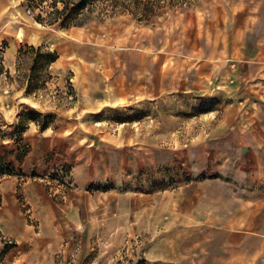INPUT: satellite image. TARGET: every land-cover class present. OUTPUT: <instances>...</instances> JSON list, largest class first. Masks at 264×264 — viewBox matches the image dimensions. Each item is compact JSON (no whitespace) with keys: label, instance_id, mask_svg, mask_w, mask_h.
I'll return each instance as SVG.
<instances>
[{"label":"rangeland","instance_id":"1","mask_svg":"<svg viewBox=\"0 0 264 264\" xmlns=\"http://www.w3.org/2000/svg\"><path fill=\"white\" fill-rule=\"evenodd\" d=\"M50 3L0 0V264H264V0Z\"/></svg>","mask_w":264,"mask_h":264},{"label":"trees","instance_id":"2","mask_svg":"<svg viewBox=\"0 0 264 264\" xmlns=\"http://www.w3.org/2000/svg\"><path fill=\"white\" fill-rule=\"evenodd\" d=\"M35 1L44 4L49 0ZM129 1L131 2V0ZM99 2L100 0H51L49 6L50 10L48 11L46 17L44 18L40 15L38 21L41 24L48 25H53L62 21V26L65 28L72 26H84L87 21H89L90 9L96 6ZM31 49L35 50L36 48L33 47Z\"/></svg>","mask_w":264,"mask_h":264},{"label":"crops","instance_id":"3","mask_svg":"<svg viewBox=\"0 0 264 264\" xmlns=\"http://www.w3.org/2000/svg\"><path fill=\"white\" fill-rule=\"evenodd\" d=\"M262 53V55H261ZM248 57H246V59L244 58V60H240V63H242L243 65H236V67L239 68H233L231 69L232 73L237 72L241 78V82H245V84L248 85H257L258 81H261L260 79L257 81L258 77L254 76L256 75L255 72L258 71L260 72L261 70H263L264 68H258L260 67L261 63H264L263 59H260L261 57H264V50L258 49L256 52L251 51L249 54L247 53ZM261 55V56H260ZM199 70V68H196ZM230 68H228L226 70V72L229 70ZM197 70V71H198ZM205 73L209 74L210 71H205ZM245 73V74H244ZM197 75L200 76L201 72L198 71ZM246 100L250 101V98H246ZM243 134V133H242ZM244 138L247 137V134H243ZM263 136V135H262ZM241 148H239L238 151H240V153L244 150L245 147H249L251 146V139H249L247 142L243 141V143H241Z\"/></svg>","mask_w":264,"mask_h":264},{"label":"bare ground","instance_id":"4","mask_svg":"<svg viewBox=\"0 0 264 264\" xmlns=\"http://www.w3.org/2000/svg\"><path fill=\"white\" fill-rule=\"evenodd\" d=\"M22 36H23V31L20 32V37H22Z\"/></svg>","mask_w":264,"mask_h":264}]
</instances>
